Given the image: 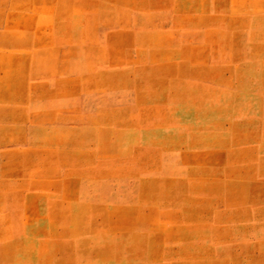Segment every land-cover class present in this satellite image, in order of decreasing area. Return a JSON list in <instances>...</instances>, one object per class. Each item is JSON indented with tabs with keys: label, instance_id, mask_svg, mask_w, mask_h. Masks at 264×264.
Instances as JSON below:
<instances>
[{
	"label": "rangeland",
	"instance_id": "1",
	"mask_svg": "<svg viewBox=\"0 0 264 264\" xmlns=\"http://www.w3.org/2000/svg\"><path fill=\"white\" fill-rule=\"evenodd\" d=\"M0 264H264V0H0Z\"/></svg>",
	"mask_w": 264,
	"mask_h": 264
}]
</instances>
